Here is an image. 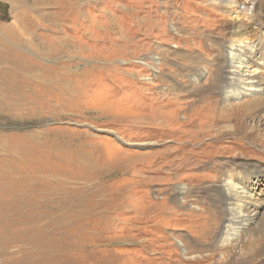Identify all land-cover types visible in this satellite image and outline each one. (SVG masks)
<instances>
[{"label":"rangeland","instance_id":"1","mask_svg":"<svg viewBox=\"0 0 264 264\" xmlns=\"http://www.w3.org/2000/svg\"><path fill=\"white\" fill-rule=\"evenodd\" d=\"M207 3L0 0V264H264L217 244L221 201L200 190L264 168L190 136L226 36Z\"/></svg>","mask_w":264,"mask_h":264},{"label":"bare ground","instance_id":"2","mask_svg":"<svg viewBox=\"0 0 264 264\" xmlns=\"http://www.w3.org/2000/svg\"><path fill=\"white\" fill-rule=\"evenodd\" d=\"M206 1L211 7L222 9L224 13L221 15L222 20L227 24L226 36L221 47L222 59L219 62L205 59L216 68V72L211 75L210 83L204 88H196L193 94L190 93V96L194 97L190 101V113L197 102L208 104L206 105L208 113L203 116L202 121H198L196 114H190V130H192L190 136L191 138L209 136V140H204L206 145L204 151H208L209 154L222 152L228 148L226 153L234 154L232 158L241 153L249 159L258 155L251 146L264 151V73L261 69L262 58L258 57L259 49L252 42L257 40L256 44L261 46L264 43V33L261 34V30L264 29L263 16H261L264 11V0ZM239 3L243 5L242 8L239 7ZM194 64L196 68V63ZM201 73L202 71L191 72L190 81L195 86L199 83L197 77ZM202 77L204 74L200 78ZM214 94L217 95V100H209ZM228 139L231 140V144H236L240 140H245L247 143L245 146L241 141L238 142L236 150H232V147L218 148V145L228 143ZM235 165L244 166L243 163ZM239 175L241 176L237 177L236 174L230 173L226 178H218L217 185L202 187L200 190L203 194L208 191L214 193V197L221 201L222 221L217 244L235 246L239 249L246 243L247 253L254 254L257 260L264 255L262 254L264 249H261L264 247L262 243L264 241V168L255 169L248 175L244 173ZM173 191L172 199L179 205L185 196L192 194L185 186L174 187ZM176 242L183 248L180 240ZM181 252L185 251L181 250Z\"/></svg>","mask_w":264,"mask_h":264},{"label":"trees","instance_id":"3","mask_svg":"<svg viewBox=\"0 0 264 264\" xmlns=\"http://www.w3.org/2000/svg\"><path fill=\"white\" fill-rule=\"evenodd\" d=\"M0 6L2 7L3 5L0 4ZM3 7H5V6H3ZM2 12H3V13H2V15H1V19H0V21H3V22L8 21V18H7L6 15H5L6 11H2ZM2 17H3V18H2Z\"/></svg>","mask_w":264,"mask_h":264}]
</instances>
